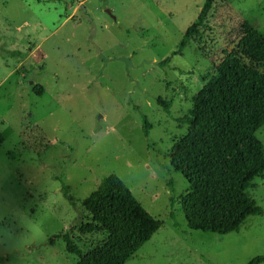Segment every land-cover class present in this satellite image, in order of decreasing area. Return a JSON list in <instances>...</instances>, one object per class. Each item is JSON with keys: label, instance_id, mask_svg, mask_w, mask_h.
Returning <instances> with one entry per match:
<instances>
[{"label": "rangeland", "instance_id": "rangeland-1", "mask_svg": "<svg viewBox=\"0 0 264 264\" xmlns=\"http://www.w3.org/2000/svg\"><path fill=\"white\" fill-rule=\"evenodd\" d=\"M204 2L0 0V264H76L57 237L72 234L84 253L103 239L79 233L82 203L112 174L162 222L126 264L264 257V214L224 236L189 230L179 202L189 184L170 166L187 134L177 120L239 43L241 23L264 37V0H215L207 27L174 55ZM257 137L264 146V127ZM254 183L264 210V180Z\"/></svg>", "mask_w": 264, "mask_h": 264}, {"label": "trees", "instance_id": "trees-1", "mask_svg": "<svg viewBox=\"0 0 264 264\" xmlns=\"http://www.w3.org/2000/svg\"><path fill=\"white\" fill-rule=\"evenodd\" d=\"M214 3L205 0L174 55H181L207 27ZM238 36L239 43L216 66L215 75L194 98L192 109L177 120L187 126V134L169 153L172 171L182 174L189 184V191L179 197L189 230L220 236L239 232L247 218L264 214L249 196L254 180H264V146L257 137L264 127V37L249 21L241 23ZM33 92L41 96L43 87L35 85ZM157 101L169 113L170 103ZM142 129L148 138L151 125L146 119ZM169 189L174 202L173 180ZM82 206L87 222L79 233L103 239L84 253L72 234L58 236L67 252L78 258L76 264H126L162 227L113 174L101 180ZM171 217L175 219L173 212ZM249 264H264V257Z\"/></svg>", "mask_w": 264, "mask_h": 264}]
</instances>
